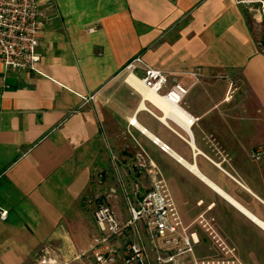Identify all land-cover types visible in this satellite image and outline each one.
Returning <instances> with one entry per match:
<instances>
[{
    "label": "crops",
    "instance_id": "crops-1",
    "mask_svg": "<svg viewBox=\"0 0 264 264\" xmlns=\"http://www.w3.org/2000/svg\"><path fill=\"white\" fill-rule=\"evenodd\" d=\"M54 1L40 7L38 70L0 62V208L8 212L0 217V264H91L81 254L98 233L96 183L140 176L147 184L153 168L140 165L141 149L187 223L206 211L247 264H264V227L226 196L264 221V169L251 157L259 136H247L264 124V42L247 4ZM139 55L167 72L168 87L188 89L181 102L163 97L168 87L157 104L123 86L125 67ZM115 207L127 213L123 196ZM198 252L217 255L204 234Z\"/></svg>",
    "mask_w": 264,
    "mask_h": 264
},
{
    "label": "built area",
    "instance_id": "built-area-1",
    "mask_svg": "<svg viewBox=\"0 0 264 264\" xmlns=\"http://www.w3.org/2000/svg\"><path fill=\"white\" fill-rule=\"evenodd\" d=\"M252 1L255 0H239L244 3ZM54 2L0 0V62L5 70H38L39 38L44 26L40 7L43 4L53 6ZM139 69L142 74L138 73ZM125 71H128L125 79L127 83L131 77L156 94L162 93L169 86L167 72L152 67L141 55L131 60ZM187 93V88L175 84L168 87L163 97L177 104ZM130 124L136 125V119H131ZM152 141L164 152L175 155L170 146L157 137H153ZM251 156L263 162L264 144L256 146ZM137 158L141 166L145 167L148 163L153 168L149 177L150 185L147 186L145 178L140 176L131 177L130 181L125 176L119 177L118 186H112L106 192V202L98 200L93 213L98 233L93 238L90 250L83 252L82 256H87L91 264H247L238 249L220 234L215 219L208 217L206 211L187 223L167 179L148 153L141 149ZM176 159L181 162V157ZM119 193L126 203L125 218L115 205L107 203L116 201ZM97 196L100 199L102 193ZM213 205L210 204L208 209ZM7 214V210L0 208L2 219ZM202 234L210 241L211 248L217 252L216 256L199 255L198 246L202 242ZM36 264H49V260L41 258Z\"/></svg>",
    "mask_w": 264,
    "mask_h": 264
},
{
    "label": "rangeland",
    "instance_id": "rangeland-1",
    "mask_svg": "<svg viewBox=\"0 0 264 264\" xmlns=\"http://www.w3.org/2000/svg\"><path fill=\"white\" fill-rule=\"evenodd\" d=\"M246 4H247L246 5L247 16H248V19L251 23V26L253 27L254 33L262 42H264V0H255V1H252L251 3H246ZM127 73H128V71H125V73L123 74V81L126 79ZM123 86L128 87L126 81H125V83H123ZM253 131L256 133L255 137L252 136V134L254 133ZM253 131H251L252 132L251 135H247L248 138L250 140H251V138H252V140L253 139L255 140L257 138V136H259V139H258L259 142L256 144V146H258L260 144H264V124L262 125V127L258 128L256 130H253ZM252 150H251V153H252ZM262 166L264 169V161L262 162ZM131 177L129 176V178H128L126 176L125 179L127 181H130ZM99 178L102 181L101 183L100 182L96 183V181H94V182L97 184L99 193H102V196L99 199V202L102 203V202H106V200H104V196H105L106 192H108V189L112 186H118L119 177H117V178L116 177H108V178L99 177ZM146 179H147L146 181H147V186H148L149 185V178H146ZM170 188H171V186H170ZM121 198H122V196L119 194V196L117 198V203H120ZM99 202H97V204ZM107 203H111L113 205L114 204L116 205V201H115V203H114V201L113 202L109 201ZM126 214L124 212L121 213L123 218L126 217Z\"/></svg>",
    "mask_w": 264,
    "mask_h": 264
},
{
    "label": "bare ground",
    "instance_id": "bare-ground-1",
    "mask_svg": "<svg viewBox=\"0 0 264 264\" xmlns=\"http://www.w3.org/2000/svg\"><path fill=\"white\" fill-rule=\"evenodd\" d=\"M128 83H130L136 90H139L141 92H143L144 96L149 98L150 100H152L154 103L160 104L163 102L162 98L159 97L156 93H154L153 91L147 89L146 87L143 86V84L139 81L133 80L131 77L128 78ZM165 104V103H164ZM163 105V104H162ZM170 106V105H169ZM179 112V111H177ZM182 114V113H181ZM177 158H180V156H178L176 154ZM181 163L186 166L191 172H193L194 174H196V176L201 177L202 179H204L206 182H208L209 184H211L215 189H217L218 191H220L221 193H223L224 195H226L224 192L221 191L220 188H218L217 186H215L212 182H210L207 178H205L199 171L197 165L195 164H191L188 161L184 160L183 158H181ZM231 201H233L239 208H241L246 214H248L249 216H251L252 218H254L262 227H264V221L258 219L257 217H255L251 212H249V210H247L246 208H244L239 202L235 201L234 199H232L231 197H229L228 195H226Z\"/></svg>",
    "mask_w": 264,
    "mask_h": 264
}]
</instances>
